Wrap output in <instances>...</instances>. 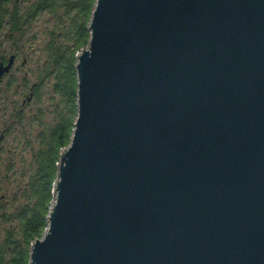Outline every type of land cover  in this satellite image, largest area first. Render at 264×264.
<instances>
[{
    "label": "water",
    "instance_id": "1",
    "mask_svg": "<svg viewBox=\"0 0 264 264\" xmlns=\"http://www.w3.org/2000/svg\"><path fill=\"white\" fill-rule=\"evenodd\" d=\"M88 30L28 264H264V0H96Z\"/></svg>",
    "mask_w": 264,
    "mask_h": 264
},
{
    "label": "trees",
    "instance_id": "2",
    "mask_svg": "<svg viewBox=\"0 0 264 264\" xmlns=\"http://www.w3.org/2000/svg\"><path fill=\"white\" fill-rule=\"evenodd\" d=\"M95 2L0 0V54L14 50L19 54L27 44L36 54L33 61L27 58L34 68L31 94L26 99L21 98V106L11 116V122L1 127L5 134L23 121L28 125L32 121L37 127L34 141L30 142L27 137L30 146L28 170L22 169L18 175L21 179L14 180L15 194L20 200L12 205L15 210L4 212V222H11V225L4 229L0 264H28L31 243L41 238L47 227L59 153L70 143L77 116L76 54L88 44V24ZM7 45L12 49L2 51L7 48L1 47ZM10 58L12 66L14 55L8 56L7 64ZM25 87H28L27 83L19 86L21 94ZM5 89L13 88L7 84ZM43 89L49 92L46 102L42 97ZM29 106L33 107L34 113H23ZM48 113L50 121L46 119ZM23 144L26 145L23 140L18 142L20 149ZM8 170L12 176L16 175L12 168Z\"/></svg>",
    "mask_w": 264,
    "mask_h": 264
},
{
    "label": "rangeland",
    "instance_id": "3",
    "mask_svg": "<svg viewBox=\"0 0 264 264\" xmlns=\"http://www.w3.org/2000/svg\"><path fill=\"white\" fill-rule=\"evenodd\" d=\"M28 45V44H27ZM27 45H24L19 52L26 57H30L32 61L34 60L35 52H32V49H30ZM9 45L3 46L1 48H7V49H1L2 51L10 50L12 48H8ZM11 52H15L11 51ZM9 52V53H11ZM7 53V55L9 54ZM32 61L28 63L24 70L28 73V76H30V82H32V73L34 71V68L32 66ZM25 63V64H26ZM7 65V64H6ZM5 65V66H6ZM10 67V66H9ZM12 74L8 75L4 78L3 82L0 84V128L4 124H7L11 122V116L14 114L15 110L17 108H20L21 106V98L22 94L19 92L20 89L19 86L21 85V82L18 80L14 82L12 85H10L11 88H13L10 91H6L5 87L7 84H10L12 80ZM2 85V86H1ZM28 87H25L22 91L24 92L27 90ZM30 90H27L24 92L25 96H29ZM49 95V92L46 89L42 90V97L43 101L46 102L47 96ZM34 102V101H33ZM20 103V104H19ZM42 106L45 107V104H42ZM27 111H30L32 114L34 113L33 107L29 106L28 109H24L23 113H26ZM24 117L27 118V115L24 114ZM46 119L50 121L51 115L48 113L46 116ZM37 130V127L34 122L31 121V124L28 125L27 122L23 121L22 124H17V127L9 130L0 145V244L3 240V233L6 225H11V222H4V212L8 213L11 210H15L13 208V204L20 200L15 194L16 192V185L14 180L19 181L21 179V176H18L21 174L22 169H26L28 167V161L30 157L29 153V147L27 145V137L30 138V142L34 141V135ZM15 132H17L15 134ZM19 134L21 137H19ZM72 137V136H71ZM25 141L26 145H22L21 149L18 145V142ZM58 166V165H57ZM8 168H12V171L16 172L15 176H12L11 173H8L10 170ZM28 169H26L27 172ZM25 177H23V180ZM56 180V179H55ZM53 192V190H52ZM47 229V227H46ZM45 229V230H46Z\"/></svg>",
    "mask_w": 264,
    "mask_h": 264
},
{
    "label": "flooded vegetation",
    "instance_id": "4",
    "mask_svg": "<svg viewBox=\"0 0 264 264\" xmlns=\"http://www.w3.org/2000/svg\"><path fill=\"white\" fill-rule=\"evenodd\" d=\"M10 54L14 55L13 64H12V66L10 65L11 66V67H9L10 69L8 68L7 70L3 71L0 74V76L2 75L1 79H0V84L3 82V80L6 76L12 74L13 76H12V80L10 82V85H12L14 82H16L18 80L21 82V85L24 83H27V85H28L27 90H30L29 94H31V90H32L31 83L32 82H30V78H29L30 76H28V78L26 77L28 73L24 70L25 63L27 62V59L25 56H23L21 53L17 54L16 52H11L8 55H7V53L0 54V64L1 63L4 64V65H0V66H5L7 64L6 59L8 58V56ZM27 90H25V91H27ZM24 92L22 93V97H24V99H26L28 96H25ZM4 134H5L4 129L0 128V145L4 139Z\"/></svg>",
    "mask_w": 264,
    "mask_h": 264
},
{
    "label": "bare ground",
    "instance_id": "5",
    "mask_svg": "<svg viewBox=\"0 0 264 264\" xmlns=\"http://www.w3.org/2000/svg\"><path fill=\"white\" fill-rule=\"evenodd\" d=\"M77 60V59H76ZM77 104V103H76Z\"/></svg>",
    "mask_w": 264,
    "mask_h": 264
}]
</instances>
